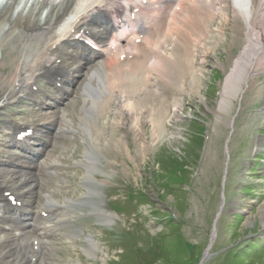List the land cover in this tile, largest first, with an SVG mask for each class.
I'll return each instance as SVG.
<instances>
[{
  "label": "bare ground",
  "instance_id": "obj_1",
  "mask_svg": "<svg viewBox=\"0 0 264 264\" xmlns=\"http://www.w3.org/2000/svg\"><path fill=\"white\" fill-rule=\"evenodd\" d=\"M41 1L49 6L42 20L33 12L14 13L17 0L0 9V115L4 116L0 120V264H38L34 257L46 256L44 249L52 245L50 238L59 234L57 225L72 224L70 210L78 201H85L101 223L113 221L93 200L97 192L90 187L75 199L61 196L56 199L54 195L65 182L57 172L63 169L61 153L67 146L59 145L60 152L54 157L50 147L54 148L56 137L66 132L58 123H65L69 133L78 130L72 118L64 120L65 110L78 96L82 98L77 110L81 130L78 136L84 155L76 164H82L83 177L92 184L97 180L94 172L98 170L103 149L118 148L121 143L122 139L113 135L117 127L132 130L137 122L150 121L154 110L157 132L163 133L161 97L166 91L162 85L169 74L167 61H170H166V56L174 61L179 59L185 73L183 84L191 85L193 77L189 78V69L198 65L194 53L201 51L204 38H220L219 26L241 21L244 44L223 78L217 106L212 109L216 119L229 128L233 127V119L226 113L234 100H241L250 79L259 73L264 75V0ZM128 24L134 27V37L128 38L129 31L125 29ZM190 37L193 56L182 57L183 50L190 53L187 45ZM139 38L140 44L130 45ZM84 41H89L87 49ZM131 58L136 64L132 62L134 66L129 69L127 63L128 67L121 62ZM6 66L9 69L3 73ZM194 71L198 77L199 69L194 67ZM43 79L53 81L52 87L47 88ZM132 84L136 85L133 89L129 87ZM152 96L149 106L148 98ZM199 99L205 103L203 97ZM11 107L15 111L24 108L20 118H9ZM86 107L89 114L83 115L81 109ZM180 108L181 103L175 102L174 110ZM105 119L113 126L109 137L104 135ZM56 125L58 130L53 129ZM26 129L31 133L18 139L17 134ZM71 137L68 140L75 145ZM50 166L54 170L49 171ZM35 169L39 175L57 174L56 184L43 190L45 180L37 182ZM36 187L40 197L35 196ZM6 192L20 204L9 207ZM53 207L58 209L56 220L35 219L42 212L48 214ZM76 231L81 230L70 228L67 233L77 236ZM85 237L89 245L82 250L94 256L97 243L91 235ZM33 241L38 242L36 246Z\"/></svg>",
  "mask_w": 264,
  "mask_h": 264
},
{
  "label": "rangeland",
  "instance_id": "obj_2",
  "mask_svg": "<svg viewBox=\"0 0 264 264\" xmlns=\"http://www.w3.org/2000/svg\"><path fill=\"white\" fill-rule=\"evenodd\" d=\"M218 29L220 38H204L201 51L194 53L195 62H199L189 69V78L193 77L191 85L183 84L185 73L179 59L174 61L166 56V61H170H167L169 74L162 85L166 91L161 97L163 133L157 132L154 110L150 121L137 122L132 130L117 127L113 135L122 139L121 143L118 148L103 149L98 170L94 172L97 180L92 184L83 177L82 164H76L84 155L77 119L82 98L78 96L71 102L64 120L72 118L78 130L69 133L65 123H58L66 132L56 137L54 148L50 147L54 157L60 152L59 145L67 146L61 150L63 169L57 172L66 183L55 190V198L75 199L90 187L97 192L93 200L113 221L101 223L85 201H78L70 210L72 224H59L58 231L52 230L59 234L50 238L53 247L44 249L48 258L37 255L35 263L198 264L215 225L216 236L202 264H264V75L259 73L250 79L241 100H234L226 113L233 119L230 133L229 126L217 120L212 109L217 106L223 78L244 44V30L239 20H234L232 26L226 22ZM191 38L187 44L190 53L183 50L182 57L193 56ZM131 60L124 59L121 63L128 64L130 69L134 66L132 62L136 64ZM125 66L122 67L126 69ZM194 67L199 69L198 77ZM8 69L6 66L2 72ZM134 85L129 87L133 89ZM148 100L150 106L153 96ZM178 101L181 108L174 110ZM88 109H81L80 113L89 114ZM23 110L12 109L9 118H20ZM104 121V135L109 137L113 126ZM53 129L58 130L57 125ZM70 135L75 145L68 140ZM48 170H54L53 166ZM39 174L35 169L37 182L45 180L43 190L56 184V173L48 177ZM38 190L36 187V197H40ZM55 208L35 219L56 220ZM70 228L81 231L72 236L67 233ZM87 235L97 243L94 256L82 250L88 248Z\"/></svg>",
  "mask_w": 264,
  "mask_h": 264
},
{
  "label": "water",
  "instance_id": "obj_3",
  "mask_svg": "<svg viewBox=\"0 0 264 264\" xmlns=\"http://www.w3.org/2000/svg\"><path fill=\"white\" fill-rule=\"evenodd\" d=\"M231 131H232V127H230V132H231ZM227 141H228V138L226 139V142H227ZM225 170H226V168H225ZM223 182H224V179H223ZM221 208H222V205H221ZM221 208L219 209V212L217 213L216 218L219 216L220 211H221ZM214 230H215V225H213V230H212V233H211L210 238H209V244H208V246H207L205 252L203 253L202 258H201V260H200V262H199L198 264H202L203 261H204L206 258H208V256H209L208 250H209V248H210V246H211V244H212V242H213L212 240H213V238H214V236H213V234H214Z\"/></svg>",
  "mask_w": 264,
  "mask_h": 264
}]
</instances>
